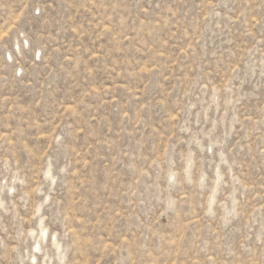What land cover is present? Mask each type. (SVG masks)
<instances>
[{
  "label": "rangeland",
  "instance_id": "rangeland-1",
  "mask_svg": "<svg viewBox=\"0 0 264 264\" xmlns=\"http://www.w3.org/2000/svg\"><path fill=\"white\" fill-rule=\"evenodd\" d=\"M0 199V264H264V0H0Z\"/></svg>",
  "mask_w": 264,
  "mask_h": 264
},
{
  "label": "bare ground",
  "instance_id": "bare-ground-1",
  "mask_svg": "<svg viewBox=\"0 0 264 264\" xmlns=\"http://www.w3.org/2000/svg\"><path fill=\"white\" fill-rule=\"evenodd\" d=\"M51 169H52V168H51ZM47 174H50V169L48 170ZM52 178H53V177H52ZM53 179H54V178H53ZM8 187H9V186H8ZM10 187H11V186H10ZM37 188H38V187H37ZM3 189H4V188H3ZM13 189H14V188H13ZM35 190H36V188H35ZM37 190H38V189H37ZM37 190H36V191H37ZM40 191H41V189H40ZM34 192H35V191H34ZM8 194H9V192H8ZM35 194H36V193H35ZM213 194H214V193H213ZM1 198H2V197H1ZM212 199H214L213 196H212ZM4 201H5V200L0 199V204H2V206H3V204H4ZM41 211H42V210H41ZM42 219H44V218H42ZM42 224H43V220H41V226H42ZM33 230H34V229H33ZM33 230H32V231H33ZM38 230H39V229H38ZM41 231H42V233H43V234H42V239H43V238H45V237L47 236L48 232H47V229H46V228H42ZM38 232H39V231H38ZM38 237H39V236H38ZM41 244H42V242H41ZM41 244L38 245L39 248H40V246L43 248V246H42ZM55 244H56V245L59 244V243L57 242V240L55 241ZM35 249H36V248H35ZM36 252H37V251H36ZM36 252H35V253H36ZM36 256H37V253L34 255V257L37 258Z\"/></svg>",
  "mask_w": 264,
  "mask_h": 264
}]
</instances>
